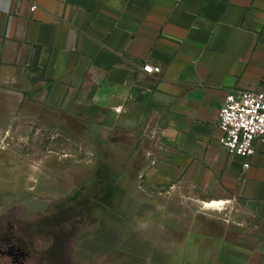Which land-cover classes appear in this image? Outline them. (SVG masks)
Masks as SVG:
<instances>
[{
	"label": "crops",
	"instance_id": "obj_1",
	"mask_svg": "<svg viewBox=\"0 0 264 264\" xmlns=\"http://www.w3.org/2000/svg\"><path fill=\"white\" fill-rule=\"evenodd\" d=\"M34 3L0 0V80L32 60L48 82L39 119L81 129L114 186L146 177L152 215L181 225L151 240L175 231L171 253L193 264H264V155L244 169L217 128L227 94L264 91V0Z\"/></svg>",
	"mask_w": 264,
	"mask_h": 264
},
{
	"label": "rangeland",
	"instance_id": "obj_2",
	"mask_svg": "<svg viewBox=\"0 0 264 264\" xmlns=\"http://www.w3.org/2000/svg\"><path fill=\"white\" fill-rule=\"evenodd\" d=\"M14 69L0 80V250L23 249L25 264H193L171 253L175 231L151 240L181 225L152 215L146 201L159 192L146 177L136 192L114 186L81 129L39 119L48 82L33 61Z\"/></svg>",
	"mask_w": 264,
	"mask_h": 264
},
{
	"label": "built area",
	"instance_id": "obj_3",
	"mask_svg": "<svg viewBox=\"0 0 264 264\" xmlns=\"http://www.w3.org/2000/svg\"><path fill=\"white\" fill-rule=\"evenodd\" d=\"M27 1L30 12H34L37 9L34 0ZM142 72L159 74L161 68L144 65ZM217 128L220 132L218 145L228 156L243 160V168L248 169L251 158L257 153L264 155V91L227 94L218 113ZM2 143L0 141V145Z\"/></svg>",
	"mask_w": 264,
	"mask_h": 264
},
{
	"label": "flooded vegetation",
	"instance_id": "obj_4",
	"mask_svg": "<svg viewBox=\"0 0 264 264\" xmlns=\"http://www.w3.org/2000/svg\"><path fill=\"white\" fill-rule=\"evenodd\" d=\"M29 255L21 248L11 247L5 252L0 250V264H25V261ZM5 258H9L10 260H5Z\"/></svg>",
	"mask_w": 264,
	"mask_h": 264
},
{
	"label": "bare ground",
	"instance_id": "obj_5",
	"mask_svg": "<svg viewBox=\"0 0 264 264\" xmlns=\"http://www.w3.org/2000/svg\"><path fill=\"white\" fill-rule=\"evenodd\" d=\"M214 206H215V204H208V205H207L208 208H212V207H214Z\"/></svg>",
	"mask_w": 264,
	"mask_h": 264
}]
</instances>
